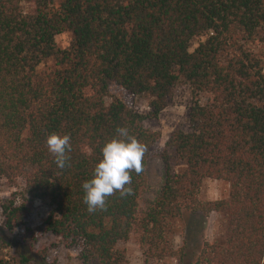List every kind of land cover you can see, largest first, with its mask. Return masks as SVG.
<instances>
[{
	"label": "trees",
	"instance_id": "1",
	"mask_svg": "<svg viewBox=\"0 0 264 264\" xmlns=\"http://www.w3.org/2000/svg\"><path fill=\"white\" fill-rule=\"evenodd\" d=\"M63 32L73 42L58 49ZM48 59L54 68L39 70ZM179 84L191 95L188 131L170 132L161 186L139 209L160 136L143 121L168 106ZM116 89L148 96L149 110L128 106ZM117 127L147 146L143 172L131 173L133 195L116 192L106 210L89 213L82 184ZM54 132L70 136L63 169L46 144ZM0 179L14 188L0 205L3 229L24 227L39 201L49 211L38 231L74 250L80 264H128L117 245L131 235L146 259L264 264V0H0ZM205 179L227 182L228 197L202 199ZM186 213L220 214L224 232L197 251L186 240L175 246ZM12 245L15 255L0 264H51L32 244Z\"/></svg>",
	"mask_w": 264,
	"mask_h": 264
},
{
	"label": "rangeland",
	"instance_id": "2",
	"mask_svg": "<svg viewBox=\"0 0 264 264\" xmlns=\"http://www.w3.org/2000/svg\"><path fill=\"white\" fill-rule=\"evenodd\" d=\"M202 39L203 37L194 38L191 41L190 50H193ZM72 42L70 32H63L55 36V44L58 49L70 48ZM54 66L55 61L48 59L43 61L38 68L39 70H48L54 68ZM114 95L140 113H146L149 110L148 96L146 95L130 97L120 89L114 90ZM199 99L204 101L205 94H201ZM109 100L110 98H106L107 102ZM190 100L191 95L188 86L179 84L168 106L156 118L143 121L144 127L151 131H158L160 136L149 149L144 182L139 196V209L145 208L149 201L155 198L161 186L165 166L160 157V152L163 150L164 142L170 132L177 126L184 131H188L186 115ZM169 162L174 171H179L184 167L182 162L174 155H171ZM12 191H14V188L9 187L5 180L0 179V205L10 196ZM228 194L229 185L227 182L215 179H205L203 181L200 193L202 199H223L227 198ZM48 211L49 208L45 204L39 201L34 202L33 210L28 215L25 226L9 232L3 229L0 207V257L11 258L15 255L16 246L14 247L13 243H18L22 247H29L32 244L33 250H44L46 252L47 259L51 264H80L74 250L64 247L57 239L38 231ZM223 232L222 215L211 213L201 219L199 216L186 213L184 214V220L179 223L173 241L175 246H179L182 240H186L189 247L195 249V245L200 244L203 239L211 241ZM4 242L10 246L2 247L5 244ZM117 246L125 250L128 264H176L175 260L170 258L164 260L146 259L132 235L126 241H120ZM195 251L197 250L195 249Z\"/></svg>",
	"mask_w": 264,
	"mask_h": 264
},
{
	"label": "clouds",
	"instance_id": "3",
	"mask_svg": "<svg viewBox=\"0 0 264 264\" xmlns=\"http://www.w3.org/2000/svg\"><path fill=\"white\" fill-rule=\"evenodd\" d=\"M116 132L118 138L107 141L102 147V159L95 165L92 178L82 184L85 193L83 200L89 213L106 210V198L116 192L122 198L133 195L131 173L139 175L143 172L147 146L130 135L127 128L117 127ZM46 144L55 158L56 166L65 168L70 159L67 155L71 151L70 136L54 132L47 136ZM67 166L70 167V164Z\"/></svg>",
	"mask_w": 264,
	"mask_h": 264
}]
</instances>
